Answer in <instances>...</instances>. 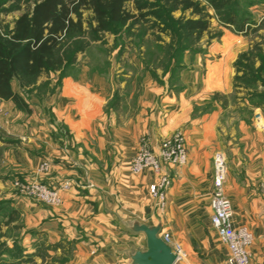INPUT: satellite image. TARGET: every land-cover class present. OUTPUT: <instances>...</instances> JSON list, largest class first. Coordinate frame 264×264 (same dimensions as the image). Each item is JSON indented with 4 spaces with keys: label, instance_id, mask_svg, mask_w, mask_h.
Returning <instances> with one entry per match:
<instances>
[{
    "label": "crops",
    "instance_id": "1",
    "mask_svg": "<svg viewBox=\"0 0 264 264\" xmlns=\"http://www.w3.org/2000/svg\"><path fill=\"white\" fill-rule=\"evenodd\" d=\"M189 61L179 71L182 85H160L144 74L137 96L123 79L130 74L113 59L102 74L84 66L64 77L38 102L27 100L29 111L0 98V130L17 141L10 177L36 178L58 188L62 199L50 205L14 192L13 202L42 237L65 246L63 264H130L127 252L146 247L145 235L128 227L132 219L162 222L171 244L183 249L176 264H228L229 249L211 221L218 152L228 164L233 225L253 235L249 264H264V109L251 119L231 116L230 128L218 115L194 112L206 90L202 63ZM176 132L185 135L187 162L166 165L170 185L161 199L150 192L152 172H134L132 160L143 144L156 152ZM43 161L49 167L40 172Z\"/></svg>",
    "mask_w": 264,
    "mask_h": 264
},
{
    "label": "rangeland",
    "instance_id": "2",
    "mask_svg": "<svg viewBox=\"0 0 264 264\" xmlns=\"http://www.w3.org/2000/svg\"><path fill=\"white\" fill-rule=\"evenodd\" d=\"M182 1L129 0L133 17L115 32H96V22H88L92 12L84 11L83 31L73 33L60 46L59 55L65 58L62 67L42 73L31 85L14 80L13 89L26 101L38 102L52 93L64 77H76L84 66L102 74L112 67L114 59L119 64L117 69L130 74L123 79L127 90L134 89L137 96L144 74L160 85L180 86L179 71L189 69V60L199 58L206 94L194 112L201 109L205 114L218 115L222 128H230L231 116L253 118L255 110L264 109V0H230L219 8L210 0H194L203 5L209 23L202 33L182 28L185 20L202 17L195 15L194 8L184 9ZM32 3L33 0H6L3 6L9 9L0 13L2 23L12 27L16 15ZM229 12L236 15L235 25L228 22ZM241 24L246 25L240 28ZM2 106L0 100V115H4ZM11 138L0 130V264H63L68 258L65 246L42 237L13 202L14 192L36 197L15 186L16 180L24 178L10 177L16 170L10 163L11 149L17 146ZM16 209L18 214L11 220L10 214Z\"/></svg>",
    "mask_w": 264,
    "mask_h": 264
},
{
    "label": "trees",
    "instance_id": "3",
    "mask_svg": "<svg viewBox=\"0 0 264 264\" xmlns=\"http://www.w3.org/2000/svg\"><path fill=\"white\" fill-rule=\"evenodd\" d=\"M0 0V13L7 11ZM129 0H33L26 10L14 20L13 27L3 24L0 18V98L13 101L20 109L29 111V104L12 87L17 80L21 85H31L42 73L62 67L65 58L59 55L64 39L84 29V11L92 12L88 21L96 22V32H115L132 19L128 8ZM217 8L230 0H210ZM184 9L194 8L197 19H187L182 28L187 32L202 33L208 26V20L201 3L183 0ZM235 13H227L230 24L235 25ZM246 24H241L240 28ZM72 58V56H71ZM18 210H13V220ZM2 222L0 221V230Z\"/></svg>",
    "mask_w": 264,
    "mask_h": 264
},
{
    "label": "built area",
    "instance_id": "4",
    "mask_svg": "<svg viewBox=\"0 0 264 264\" xmlns=\"http://www.w3.org/2000/svg\"><path fill=\"white\" fill-rule=\"evenodd\" d=\"M186 162L185 135L183 132H176L164 138L156 152L146 144L140 146L132 160L131 167L134 172L151 171L154 180L149 186L150 192L153 196L164 199L170 185V174L165 168L166 165H184ZM48 166V161H43L39 171L47 170ZM227 177V160L221 152H218L214 156L211 221L220 240L229 249L228 264H249L251 255L249 246L253 241V235L247 227L233 225L234 207L225 190ZM15 186L23 193L33 195L50 205H59L62 201L58 188L50 187L37 179L34 181L18 179L15 181ZM161 236L172 245L169 232H161ZM172 247L178 254L179 261L184 256L183 249L179 244H174Z\"/></svg>",
    "mask_w": 264,
    "mask_h": 264
},
{
    "label": "water",
    "instance_id": "5",
    "mask_svg": "<svg viewBox=\"0 0 264 264\" xmlns=\"http://www.w3.org/2000/svg\"><path fill=\"white\" fill-rule=\"evenodd\" d=\"M128 227L134 233L144 234L146 238L144 249H132L127 252L131 260L130 264H176L178 254L161 236V221L157 224H146L132 219Z\"/></svg>",
    "mask_w": 264,
    "mask_h": 264
}]
</instances>
